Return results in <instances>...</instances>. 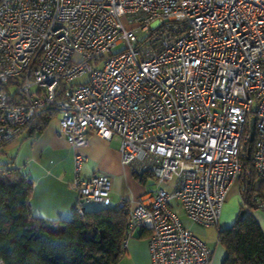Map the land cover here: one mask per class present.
Masks as SVG:
<instances>
[{
	"label": "built area",
	"instance_id": "2783aa9c",
	"mask_svg": "<svg viewBox=\"0 0 264 264\" xmlns=\"http://www.w3.org/2000/svg\"><path fill=\"white\" fill-rule=\"evenodd\" d=\"M49 110L74 148L91 130L117 137L122 165L154 177L115 204L129 217L125 246L138 228L150 264H212L181 215L218 225L251 117L264 181V0H1L0 147ZM83 161L74 153L69 182L79 215L82 202L113 205L110 177H83ZM251 202L264 212V196Z\"/></svg>",
	"mask_w": 264,
	"mask_h": 264
},
{
	"label": "trees",
	"instance_id": "16d2710c",
	"mask_svg": "<svg viewBox=\"0 0 264 264\" xmlns=\"http://www.w3.org/2000/svg\"><path fill=\"white\" fill-rule=\"evenodd\" d=\"M56 114L43 112L24 130L32 137L39 136ZM253 146L254 142L248 141L242 157L243 170L250 171L244 182L247 210L242 207V214L217 230V240L226 250L221 264H264V229L251 212L255 206L250 202L252 191L264 196V181H259L258 188L254 184L258 175L252 163ZM32 190L26 173L0 165V264H118L127 237L126 207L84 209L82 215L74 212L67 220L51 221L32 214Z\"/></svg>",
	"mask_w": 264,
	"mask_h": 264
},
{
	"label": "crops",
	"instance_id": "0c3cea01",
	"mask_svg": "<svg viewBox=\"0 0 264 264\" xmlns=\"http://www.w3.org/2000/svg\"><path fill=\"white\" fill-rule=\"evenodd\" d=\"M24 131H26L27 138H33L26 129ZM37 137L39 138L37 142L33 143L34 146H37L39 141H42L44 145L47 144L51 147L49 148L50 157L56 158V165L60 166L61 169L58 174L53 175L50 173L51 170L56 172L57 168L54 167L51 169L48 167V161L43 155L46 149L44 145H39L37 148L33 147L32 150L34 152L26 153L22 164H16V160L9 155L12 150L18 149L22 145L24 140L20 136L17 135L0 147V165L7 164L14 166L22 173H26L31 179L33 190L29 204L32 214L35 216L43 217L51 221H59L71 218L75 212L78 198L76 192L69 187L73 172L74 153H79L84 157L81 169V175L83 177H88L96 173H103L110 177L112 182L111 197L113 205L120 199L135 202L139 196L151 191L156 185L154 177L148 174L142 177L134 175L139 179V181H136L130 170L122 165L117 137L106 140L91 130L87 133L86 144L74 148L58 133L57 120L50 122ZM150 177L153 179L154 186L148 189L147 182L149 181L147 180ZM174 181L175 179L170 180V182L165 183V186L171 189ZM258 212L259 214L255 215L256 212L252 211L260 226L264 229V212L261 210ZM220 220L233 222L234 218L228 215L227 209H224ZM183 222L191 230L201 229L199 225L192 223L188 219L183 220ZM146 238L147 234L144 235L141 229L132 233L127 239L124 254L118 264L123 262V260H128L129 264H150ZM207 246L212 251V264H221L226 253L225 248L218 240L213 244H207Z\"/></svg>",
	"mask_w": 264,
	"mask_h": 264
},
{
	"label": "rangeland",
	"instance_id": "374dc122",
	"mask_svg": "<svg viewBox=\"0 0 264 264\" xmlns=\"http://www.w3.org/2000/svg\"><path fill=\"white\" fill-rule=\"evenodd\" d=\"M58 116H59V113L51 120V122L56 121L57 120L56 117H58ZM18 136H20L22 138V140H24V141H23L22 145H20V147L18 149L12 150L9 153V155L16 160L15 161L16 164H22L23 163L22 160H23V158H24L26 153L34 152V150H32L33 147L37 148L39 145L43 146L44 144L42 143V141L41 142L39 141V144H37V146L36 145L34 146L33 143L37 142L39 137L36 136V137H33V138H27L26 131H24V130L21 133H19ZM25 136H26L27 139L25 138ZM44 147L46 149L44 150L43 155L48 161L47 162V165H49L48 167H50L51 169L54 168V167L57 168L56 172L51 170L50 173L53 174V175H56V174H58L61 171L60 166L56 165L57 163L55 162L56 161L55 157H52V156L50 157L51 154H49L50 153L49 148H51V147L49 145H47V144L44 145ZM73 167H74V163L72 165V169H73ZM249 173H250L249 169H244L243 170V172L240 175V177L238 178L237 182H235V184L230 189V191H229V193H228V195L226 197L224 209H227L228 210V215L232 216V218H234V219L237 216V214L240 213L241 209L244 208L245 210H247V206L245 204V201L248 199V195H247V192H245V190H244V182L246 181V179H247L246 176H248ZM131 174H132V176H134V174L132 172H131ZM72 176H73V172H72ZM71 179H72V177H71ZM135 179H136V181H139L138 178L135 177ZM147 181H149V182H147L148 189L153 188V186H154L153 179L150 177V178H148ZM259 181H261L259 178L254 180L255 188L259 187V183H261ZM239 189L242 190L241 193H239ZM262 191H264V188H262ZM257 192H259V191H257ZM252 194L255 195L256 193L254 191H252ZM253 195H252V197H253ZM252 197H251V201H252ZM81 205L83 207H85L84 208L85 210H97V209H100V208L103 207L101 204H97V203H94V202H82ZM252 211L256 212L255 215H258L259 214L258 211H260V210L253 207L251 212ZM181 216H182L183 220L187 219L184 216V214H182ZM231 222L230 221L226 222V221L220 220V222L218 223L217 226L203 227V226L199 225L201 229H199V230L192 229V232L194 233L195 236H197L198 238L203 240L206 244L210 245V244H213V243H215L217 241V230L220 229V228H223V227H225L227 225H230ZM137 231H138V228L134 229L132 231V233L137 232ZM120 264H129V262H128V260H123V262H121Z\"/></svg>",
	"mask_w": 264,
	"mask_h": 264
},
{
	"label": "water",
	"instance_id": "95a60500",
	"mask_svg": "<svg viewBox=\"0 0 264 264\" xmlns=\"http://www.w3.org/2000/svg\"><path fill=\"white\" fill-rule=\"evenodd\" d=\"M248 129H249V142H253L255 137V118L251 117L248 123ZM250 148H248V151ZM244 212L243 209L240 210V214Z\"/></svg>",
	"mask_w": 264,
	"mask_h": 264
}]
</instances>
